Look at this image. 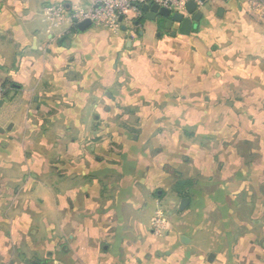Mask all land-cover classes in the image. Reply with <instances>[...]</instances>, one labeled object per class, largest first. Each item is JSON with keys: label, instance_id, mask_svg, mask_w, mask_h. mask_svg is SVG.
Listing matches in <instances>:
<instances>
[{"label": "crops", "instance_id": "0c3cea01", "mask_svg": "<svg viewBox=\"0 0 264 264\" xmlns=\"http://www.w3.org/2000/svg\"><path fill=\"white\" fill-rule=\"evenodd\" d=\"M58 3L70 11L75 6L86 8L89 1L0 0V85L8 92L4 97L8 102L0 106V224H19L14 238L26 241L38 238L40 225L49 226L47 237L53 250H46L40 242L35 246L38 252L54 255L52 264H233L230 257L225 263L222 254L226 252L221 253L219 246L212 250L193 247L191 239L200 230L196 220L190 224L193 229L186 228V232L176 226L178 222L173 221L169 211L170 230L162 237L153 235L151 218L167 186L163 184L167 178L163 171L154 179L144 173L143 165L128 166L124 172L105 167L100 154L111 152L104 147V136L90 138L87 134L86 142L101 145L93 156L98 166L75 170L78 177L66 179L64 189H57L52 183L46 185L34 179L42 173L40 168L32 167L38 158V151L33 150L37 140L26 133L32 128L52 126V117L64 127L92 129L104 124L105 113L119 108L121 103L115 100L126 92L117 87L119 80L113 82L116 67L124 60V48L133 49L151 36L163 41L164 33L205 49L207 59L193 54L189 77L193 83L212 79L211 84L205 89L176 87L181 94L217 93L221 88L214 85L222 79L235 84L236 80L264 79V28L256 14L248 12L246 0H211L199 8L203 17L189 35H173L176 26L160 27L158 18L147 20L142 11L132 22L122 23L116 32L91 24L83 30L68 26L60 34L57 30L47 31L41 16L44 6ZM225 18L230 21L224 24ZM239 31L242 42L234 44ZM223 44L226 46L222 49ZM234 52L239 56L232 57ZM134 72L132 110L162 107L163 98L173 89L161 77H154V83L160 86L153 92L138 83L145 73ZM259 83L249 92L263 93L264 84ZM239 92L248 94L246 90ZM154 93L160 96L158 100L147 97ZM135 120L141 124L142 119ZM157 125L167 127L168 123ZM22 131L25 135L20 136ZM183 137L177 134L171 139L184 144ZM167 138L163 133L145 135L141 140L132 136V142H158L159 150L164 152L167 148L162 144L168 143ZM31 174L35 176L28 178ZM40 203L48 207L44 208L48 214L38 209ZM6 234L0 232V255L7 251L3 248Z\"/></svg>", "mask_w": 264, "mask_h": 264}, {"label": "rangeland", "instance_id": "374dc122", "mask_svg": "<svg viewBox=\"0 0 264 264\" xmlns=\"http://www.w3.org/2000/svg\"><path fill=\"white\" fill-rule=\"evenodd\" d=\"M254 1L259 7H252L246 0L247 10L256 14L255 18L263 29L264 17L258 14L261 9L257 8H264V0ZM215 13L217 11H214V17ZM229 21L226 19L224 24ZM164 35L163 41H155L151 36L133 49L124 48V60L116 67L118 75L113 74V82L119 80L117 87L126 92L115 100L121 103L120 107L105 113L104 124L92 129L64 127L50 115L52 126L32 128L31 133H26L39 136V140L42 138L38 141L33 137L39 144L34 142L33 150L38 151V158L32 163V167L35 170L40 168L42 173L31 174L28 178L35 176L36 181L46 185L52 183L55 188L63 190L66 179L78 177L75 170L98 166L93 156L98 154L96 148L101 145L86 142L87 134L90 138L104 136V147L111 152V155L100 154L105 167L124 172L128 166L138 164V167L145 166L144 173L151 174L154 179L160 171L166 175L163 184L167 186L154 211L162 208L167 224L164 233L157 237L170 230L167 214L170 211L173 221L178 222L176 226H181L184 231L186 228L192 230L191 222L196 220L194 223L200 230H196L197 234L191 239L194 248L212 250L219 246L221 253L226 252L222 254L225 263L230 257L233 264H264V88L259 95L249 92L258 82L263 85L264 79L258 82L236 80V84L222 79L214 85L221 88L217 93L181 94L180 86L192 90L193 86L205 89L211 84L212 79L202 78L193 83L189 77L193 54L207 59L205 49L182 39H171L167 33ZM242 39L239 31L232 42L241 43ZM225 46L223 44L222 49ZM234 56L239 54L234 52ZM132 70L135 75L141 71L145 73L138 83L152 88L153 92L160 86L154 83V77L158 80L161 77L166 86L173 89L163 98L162 107L154 105L149 109L132 110ZM238 90H246L248 94L241 95ZM147 97L154 101L160 98L156 93ZM136 117L142 119L141 124H137ZM164 121L168 123L167 127L155 126V123ZM162 133L168 137V143L162 144L167 148L164 152L159 150L161 143L158 142H132V136L141 140L145 135L159 136ZM23 134L22 131L20 136ZM177 134H183L184 144L173 142L171 138ZM87 151L89 155H86ZM176 183L182 184L189 195V202L183 210L178 209L181 197L176 196L173 189ZM26 198L24 196V200ZM44 208L48 210L38 204V209L43 210L44 215L48 214ZM18 226L10 222L0 224V232H7L6 246H3L7 251L0 255V264H31L35 260L52 264L53 254L38 252L35 246L40 242L46 250H53L52 241L47 237L49 226L40 225L38 238L27 241L14 238Z\"/></svg>", "mask_w": 264, "mask_h": 264}, {"label": "built area", "instance_id": "2783aa9c", "mask_svg": "<svg viewBox=\"0 0 264 264\" xmlns=\"http://www.w3.org/2000/svg\"><path fill=\"white\" fill-rule=\"evenodd\" d=\"M86 8L73 7L66 10L63 4H50L41 10V16L46 23L47 31L53 29L63 34L68 26H75L83 20H89L92 25L116 32L122 23L128 24L139 16L144 4H158L173 11L185 13V4L189 0H88ZM200 8V0H193ZM211 1V0H206ZM252 7H259L254 0H248ZM261 9V10H258ZM258 14L264 17V8H257ZM121 17V21L118 18ZM54 30V31H55ZM6 88L0 85V100L5 97ZM167 220L162 208H156L151 218V231L154 236H161L166 228Z\"/></svg>", "mask_w": 264, "mask_h": 264}, {"label": "water", "instance_id": "95a60500", "mask_svg": "<svg viewBox=\"0 0 264 264\" xmlns=\"http://www.w3.org/2000/svg\"><path fill=\"white\" fill-rule=\"evenodd\" d=\"M204 5L206 0H200ZM141 11L144 14V17L147 20L155 21L158 18V23H164V27L167 29H171L176 26V28L172 31V34L176 33L181 35H189L193 30H195L200 23L203 14L200 11L199 7L193 0H189L185 4V13L179 11H173L169 8L159 6L158 4H144L141 6ZM121 21V17L118 18ZM91 25L89 20H83L76 24V27L79 30H83ZM8 99L3 98L0 100V106L3 103H7ZM10 129V126L7 128ZM3 129H0L2 132ZM189 199L183 197L179 202V210H183L188 204ZM31 264H45L39 263L38 261H32Z\"/></svg>", "mask_w": 264, "mask_h": 264}, {"label": "trees", "instance_id": "16d2710c", "mask_svg": "<svg viewBox=\"0 0 264 264\" xmlns=\"http://www.w3.org/2000/svg\"><path fill=\"white\" fill-rule=\"evenodd\" d=\"M72 29L75 30L76 29V25L75 26H72ZM7 95H8V92L6 91L5 92V96H7ZM173 189H175L176 196H179L181 198L186 197V198L189 199V195H188V193H187L186 190H183L182 184L176 183L174 185Z\"/></svg>", "mask_w": 264, "mask_h": 264}, {"label": "flooded vegetation", "instance_id": "af4514ba", "mask_svg": "<svg viewBox=\"0 0 264 264\" xmlns=\"http://www.w3.org/2000/svg\"><path fill=\"white\" fill-rule=\"evenodd\" d=\"M160 27H164V23H158Z\"/></svg>", "mask_w": 264, "mask_h": 264}]
</instances>
